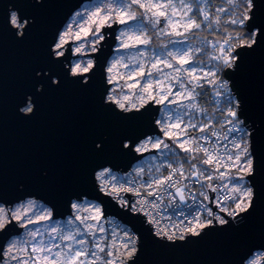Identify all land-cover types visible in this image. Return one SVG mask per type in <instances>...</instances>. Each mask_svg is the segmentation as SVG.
Returning a JSON list of instances; mask_svg holds the SVG:
<instances>
[{
  "label": "snow or ice",
  "instance_id": "1",
  "mask_svg": "<svg viewBox=\"0 0 264 264\" xmlns=\"http://www.w3.org/2000/svg\"><path fill=\"white\" fill-rule=\"evenodd\" d=\"M260 9L264 0H99L86 16L73 13L63 30L55 31L50 67L35 70L34 91L19 99V114L35 115L37 96L60 88L62 80L88 88L99 75L102 107L123 120L138 119L152 104L174 106L156 121L161 136L139 143L125 136L118 145L119 152L155 150L163 158L148 170L134 167L130 179L118 182L103 159L107 137L94 144L102 159L88 184L96 199L112 198L125 211L131 228L113 225L80 188L67 193L72 211L62 224L25 184L17 185L14 197L0 188V264H140L146 242L174 249L212 233L231 242L230 264H264V251H253L264 249V229L254 232L250 224L254 138L264 132V121L246 114L238 81L247 58L264 49ZM5 23L20 40L34 27L15 11H8L0 30ZM116 26H122L117 51L128 55L114 57L104 68L105 30ZM71 44L77 57L95 58L65 67ZM119 68L126 70L119 79L132 83H119ZM168 209L178 210V218L173 219L175 211L167 215ZM253 240L258 244L249 246Z\"/></svg>",
  "mask_w": 264,
  "mask_h": 264
},
{
  "label": "water",
  "instance_id": "2",
  "mask_svg": "<svg viewBox=\"0 0 264 264\" xmlns=\"http://www.w3.org/2000/svg\"><path fill=\"white\" fill-rule=\"evenodd\" d=\"M84 1L87 0H45L39 4L36 0H0V24L2 19L6 21L8 11H15L34 24L23 40L18 39L6 23L0 30V188L6 196L14 197L17 185L25 184L38 193L35 198L51 207L54 217L71 213L67 193L80 188L89 192L88 199L103 207L106 216H113L131 228L125 211L112 198L100 195L96 199V193L88 184L92 168L102 159L94 151V144L107 137L105 166L126 172L155 150L142 155L119 152L120 139L128 136L138 143L146 136L160 135L156 124L160 105H150L147 112L141 110L143 115L138 119L123 120L102 107L98 75L88 88L62 80L60 88H46L43 96H37L35 115L23 117L18 112L19 99L34 91L35 70L50 67L47 53L55 31L62 29ZM259 15L264 17V9L259 10ZM117 27L105 30L104 68L113 52ZM90 55L95 58L96 54ZM66 57L64 66L70 67V47ZM53 71L59 74V69ZM238 81L246 114L257 122L264 121V49L247 58ZM254 143L256 200L250 224L254 232H259L264 229V132L254 138ZM74 198L73 195L71 199ZM258 242L253 240L249 246ZM257 250L264 251L253 247V251ZM232 258L235 257H232L231 242L212 233L174 249H162L146 242L140 264H230Z\"/></svg>",
  "mask_w": 264,
  "mask_h": 264
},
{
  "label": "rangeland",
  "instance_id": "3",
  "mask_svg": "<svg viewBox=\"0 0 264 264\" xmlns=\"http://www.w3.org/2000/svg\"><path fill=\"white\" fill-rule=\"evenodd\" d=\"M99 0H87V1H84L73 13L77 12V11H81V12H84L85 13V16L87 15V10L90 9L94 4L98 3ZM72 13V14H73ZM71 14V15H72ZM70 15V16H71ZM69 23V18L68 20L65 22L64 26L62 27L61 30H63V28ZM122 27V26H118L117 29H116V32H115V37L119 31V28ZM157 43H159V41H157ZM75 45L74 44H71L70 46V49H71V53H72V57H71V60H70V66L77 60V59H89V58H93V56L91 55H87V56H84V57H77V56H74V52L72 51V49H74ZM171 47V46H170ZM178 47H183V45H178ZM117 48H118V41L115 40V44L113 46V52L111 53V55L109 56L108 60H107V64H106V67L108 66V61H110L111 59H113L114 57L116 56H127L128 53L127 52H124L123 50L121 51H117ZM156 51H159V49H156ZM130 70V69H128ZM126 70L123 69V68H119L118 69V80H119V83L120 84H124L125 81L127 83H132L133 81L132 80H120L119 79V75H122ZM141 83H143V81H141ZM124 92L125 94H127L129 92V89L127 87L124 88ZM174 106H171L169 105L167 108H165L164 106L160 105V116L157 118L160 119L161 116L165 113V112H170L172 110ZM151 137H154V136H151ZM155 138V137H154ZM144 140L141 139L140 141ZM139 141V142H140ZM138 142V143H139ZM169 143H171V141H168ZM163 157L161 156L160 153L154 151L153 153H149L148 155L144 156L143 158H141L139 161H137L135 163V167H141V165L145 166L146 164L149 166V167H152L154 164H157V161L158 163L160 162V160L162 159ZM33 199L37 200L41 205L45 206V207H48V208H51L48 204H46L43 200L41 199H38V198H35V197H32ZM27 199V197L25 198ZM84 199V198H82ZM88 201H93L94 203H97L99 204L97 201L95 200H92V199H88L86 198ZM72 211V210H71ZM71 214V213H70ZM70 214H67L66 216L64 217H54V222L57 223V224H62L65 220H67L70 216ZM108 220L109 221H112L113 225L115 224H120V225H125L123 223H121L119 220H117L115 217L113 216H107ZM106 227H110V225H108L107 223L105 224ZM127 226V225H126ZM41 227H47V225H41ZM128 227V226H127ZM23 231V230H21ZM257 251H261V250H257ZM257 251H254V252H257Z\"/></svg>",
  "mask_w": 264,
  "mask_h": 264
},
{
  "label": "built area",
  "instance_id": "4",
  "mask_svg": "<svg viewBox=\"0 0 264 264\" xmlns=\"http://www.w3.org/2000/svg\"><path fill=\"white\" fill-rule=\"evenodd\" d=\"M210 99V98H209ZM206 106H208V107H211V104L209 103V104H207ZM160 111H159V114H158V117L160 116ZM157 117V118H158ZM157 121V120H156ZM162 135V133L160 134V135H153L154 137H159V136H161ZM148 155V154H147ZM146 156V155H145ZM144 157V156H143ZM142 157V158H143ZM139 161V160H138ZM157 164H158V161H157ZM142 167H145V169L146 170H148L149 168H151V167H149L147 164L145 165V166H143V165H141ZM135 167V163L131 166V168L129 169V170H127L126 172H119V171H115V170H112V173H113V175L117 178V181L118 182H123L125 179H130V177H129V173H131L132 172V170H133V168ZM182 208L184 207V206H181ZM187 209H185V211H186ZM176 212V215L175 216H173V219H177L178 218V216H179V212H178V210H176V209H168V210H166V214L167 215H171L172 214V212Z\"/></svg>",
  "mask_w": 264,
  "mask_h": 264
},
{
  "label": "trees",
  "instance_id": "5",
  "mask_svg": "<svg viewBox=\"0 0 264 264\" xmlns=\"http://www.w3.org/2000/svg\"><path fill=\"white\" fill-rule=\"evenodd\" d=\"M219 2V0H217V3Z\"/></svg>",
  "mask_w": 264,
  "mask_h": 264
},
{
  "label": "bare ground",
  "instance_id": "6",
  "mask_svg": "<svg viewBox=\"0 0 264 264\" xmlns=\"http://www.w3.org/2000/svg\"><path fill=\"white\" fill-rule=\"evenodd\" d=\"M76 198H74L73 200H75Z\"/></svg>",
  "mask_w": 264,
  "mask_h": 264
}]
</instances>
